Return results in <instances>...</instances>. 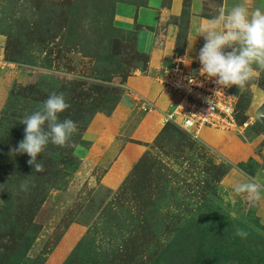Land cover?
I'll return each mask as SVG.
<instances>
[{"label":"rangeland","instance_id":"374dc122","mask_svg":"<svg viewBox=\"0 0 264 264\" xmlns=\"http://www.w3.org/2000/svg\"><path fill=\"white\" fill-rule=\"evenodd\" d=\"M147 3L0 0V264H264V199L233 191L240 170L264 184V70L221 86L231 125L195 136L166 121L181 98L163 78L201 73L199 29L264 0H162L156 24L125 17ZM52 92L78 131L34 172L11 150Z\"/></svg>","mask_w":264,"mask_h":264},{"label":"clouds","instance_id":"9594fccd","mask_svg":"<svg viewBox=\"0 0 264 264\" xmlns=\"http://www.w3.org/2000/svg\"><path fill=\"white\" fill-rule=\"evenodd\" d=\"M221 22L224 30L218 32L217 27ZM199 32L206 40L199 54L200 71L209 78H216L218 85L242 89L258 74L253 65L264 70V12L259 8L252 11L249 17L245 7L236 6L226 17L221 12L218 17L209 20ZM226 47H233V50L225 53ZM70 107L64 93L52 92L38 110L20 121L25 125L24 138L11 151L15 154L26 153L30 157L28 164L34 165V172L44 171L43 162L36 161L49 144L68 146L73 134L78 131L76 122L59 118ZM260 115L264 116V113ZM240 172L245 179L237 182L233 191L237 195H244L249 204L255 206L264 199V184L243 170ZM236 235L245 238L247 233L237 229Z\"/></svg>","mask_w":264,"mask_h":264},{"label":"built area","instance_id":"2783aa9c","mask_svg":"<svg viewBox=\"0 0 264 264\" xmlns=\"http://www.w3.org/2000/svg\"><path fill=\"white\" fill-rule=\"evenodd\" d=\"M170 90L181 98L175 111L166 121L177 123L183 130L198 134L202 128L221 129L231 125L233 109L230 94L203 73L186 74L172 69L164 74Z\"/></svg>","mask_w":264,"mask_h":264},{"label":"crops","instance_id":"0c3cea01","mask_svg":"<svg viewBox=\"0 0 264 264\" xmlns=\"http://www.w3.org/2000/svg\"><path fill=\"white\" fill-rule=\"evenodd\" d=\"M178 1L179 0H175L176 4L178 3ZM152 2H153L152 0H148V3H147L146 6L140 7L138 9L136 7H134V6H129V7L132 8L133 13L132 14H125V17L127 18L129 16L128 19L131 22H133V19H135V23H137L138 25H141V26L142 25H148V24H151V23L156 24L158 22V20H159V17H160V11H162V8H161L162 7L161 6L162 0H156V1H154V3H152ZM118 14L119 13L116 14L115 18H118L117 16H120ZM151 14H154V16H152ZM133 24H134V22H133ZM141 30H146V28L143 27L139 31H141ZM146 31H148V30H146ZM153 37H154V35H153ZM136 38H137L136 39V47H137V40L139 38V33H137ZM149 99H150V97L148 96V100ZM212 142H213V144H211V143H208V144H210V145L214 146L215 148H217L218 147L217 144H219V143L216 140H214ZM215 142H217V144ZM217 149L220 150L221 152H224V154H227L226 151L228 150V147H225L224 150L221 149L220 147L217 148Z\"/></svg>","mask_w":264,"mask_h":264},{"label":"trees","instance_id":"16d2710c","mask_svg":"<svg viewBox=\"0 0 264 264\" xmlns=\"http://www.w3.org/2000/svg\"><path fill=\"white\" fill-rule=\"evenodd\" d=\"M241 168V167H240ZM242 169V168H241ZM225 225H227V223H225ZM215 230V232H220V230H221V228L219 229V230H217V229H214ZM237 264H239V263H237Z\"/></svg>","mask_w":264,"mask_h":264}]
</instances>
